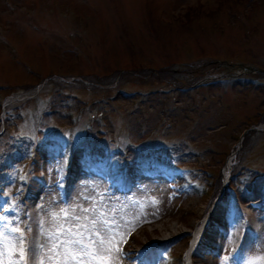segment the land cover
<instances>
[{"label": "rangeland", "instance_id": "1", "mask_svg": "<svg viewBox=\"0 0 264 264\" xmlns=\"http://www.w3.org/2000/svg\"><path fill=\"white\" fill-rule=\"evenodd\" d=\"M219 56L231 58L229 66L245 60L264 67V0H0V95L7 84L20 93L50 75L36 98L23 97L17 106L22 120L13 135L24 132L37 142L59 136L66 140L61 147L64 160L81 155L106 159L114 151L119 164L155 157L181 166L198 184L196 192L187 189L170 201H152L149 184L154 182L140 176L134 183L130 180L128 191L143 198L142 208L132 206L124 197L126 190L122 193L118 187L112 194L118 202L110 203L108 195L107 202L99 203V210L108 215L115 210V218L122 221L116 248L128 237V248L135 250L148 241L169 239L167 260L155 264H217L219 254L239 244L236 229L225 237L208 230L202 247L196 245L201 230L195 244L189 240L211 205L212 173L219 188L233 170L239 174L252 167L264 173V77L216 83L209 77L206 84L183 91L170 88L169 83L190 82L204 70L218 75L213 58ZM117 86L131 93H117ZM157 86L168 90L150 91ZM89 87L100 89L102 103L91 101L98 95ZM57 88H63L62 96L54 92ZM137 88L145 95H137ZM48 102L55 114H32V104ZM71 130L76 137L69 139ZM3 135L0 147L5 152ZM34 164L44 178L26 199L34 208L31 236L35 220L46 217L47 207L58 211L92 203L77 198L87 180L82 167H74L69 201L63 203L52 198L57 162L42 157ZM204 171H209V187ZM261 193L256 188L252 194ZM257 225L258 235H243L241 264H264L263 226L259 220ZM197 247L203 251L195 252ZM118 254L112 252L109 264L121 263ZM35 259L29 264H37Z\"/></svg>", "mask_w": 264, "mask_h": 264}, {"label": "snow or ice", "instance_id": "2", "mask_svg": "<svg viewBox=\"0 0 264 264\" xmlns=\"http://www.w3.org/2000/svg\"><path fill=\"white\" fill-rule=\"evenodd\" d=\"M85 199L92 200L90 206L74 204L46 212L47 220H35L32 236L25 233H33V222L21 218L15 203L8 201L7 206H0L4 213H12L10 217L0 214V254L10 246L16 256L11 264H26L27 260L37 257L39 264H100L101 260L107 264L112 252L120 251L116 243L122 221L115 218V210L113 215L99 210L103 198L101 201L95 197ZM227 259L230 257L222 264H227Z\"/></svg>", "mask_w": 264, "mask_h": 264}, {"label": "bare ground", "instance_id": "3", "mask_svg": "<svg viewBox=\"0 0 264 264\" xmlns=\"http://www.w3.org/2000/svg\"><path fill=\"white\" fill-rule=\"evenodd\" d=\"M174 228H176V227H174ZM174 230H175V229H174ZM196 233H197V229H196V231L194 232V234H193V235L195 236V235H196Z\"/></svg>", "mask_w": 264, "mask_h": 264}]
</instances>
